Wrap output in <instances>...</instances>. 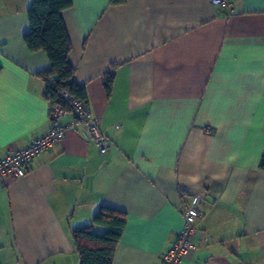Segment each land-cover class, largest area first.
<instances>
[{"label": "crops", "instance_id": "obj_1", "mask_svg": "<svg viewBox=\"0 0 264 264\" xmlns=\"http://www.w3.org/2000/svg\"><path fill=\"white\" fill-rule=\"evenodd\" d=\"M32 1L0 0V159L51 128L50 61L23 39ZM71 2L69 61L110 147L69 129L0 183V264H80L71 231L101 208L127 215L114 264H161L197 196L184 264H264V0Z\"/></svg>", "mask_w": 264, "mask_h": 264}, {"label": "trees", "instance_id": "obj_2", "mask_svg": "<svg viewBox=\"0 0 264 264\" xmlns=\"http://www.w3.org/2000/svg\"><path fill=\"white\" fill-rule=\"evenodd\" d=\"M125 2L126 0H110L113 6L123 5ZM71 7V0H33L28 10L30 31L23 39L31 53L43 52L49 58L50 69L36 76L45 83L43 96L51 104L63 102L64 92L89 103L86 90L75 81V69L69 61L72 45L62 14ZM114 78V74L107 77L108 94L112 91ZM260 170L264 171V154ZM126 226L125 213L101 208L91 225L73 229L71 233L80 264H114L116 250ZM97 227L106 229V232L95 233Z\"/></svg>", "mask_w": 264, "mask_h": 264}, {"label": "built area", "instance_id": "obj_3", "mask_svg": "<svg viewBox=\"0 0 264 264\" xmlns=\"http://www.w3.org/2000/svg\"><path fill=\"white\" fill-rule=\"evenodd\" d=\"M234 1L210 0V3L214 7L226 9L230 14L234 11ZM62 98L63 102L51 104V128L47 132L29 145L0 159V183H6L10 178H24L28 173V165L36 157L63 141L69 129L82 130L87 140L102 152L109 149L110 143L101 128V119L92 113L89 103L76 99L68 92L62 93ZM65 114L72 116L68 129L60 124ZM200 202L201 197H194L190 205L183 208L184 227L173 246L163 256L161 264H184L189 255L198 251L200 244L196 239V224L200 217Z\"/></svg>", "mask_w": 264, "mask_h": 264}]
</instances>
